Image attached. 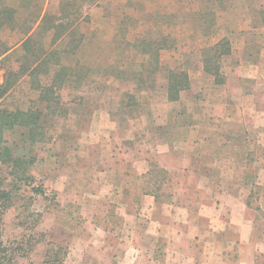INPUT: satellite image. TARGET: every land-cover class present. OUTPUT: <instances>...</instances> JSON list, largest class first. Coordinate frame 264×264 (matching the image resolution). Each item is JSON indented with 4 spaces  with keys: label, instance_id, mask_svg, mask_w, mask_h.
I'll use <instances>...</instances> for the list:
<instances>
[{
    "label": "rangeland",
    "instance_id": "obj_1",
    "mask_svg": "<svg viewBox=\"0 0 264 264\" xmlns=\"http://www.w3.org/2000/svg\"><path fill=\"white\" fill-rule=\"evenodd\" d=\"M123 5L135 23L114 20ZM2 9L0 58L8 56L0 59V83L11 91L0 114L35 101L36 82L63 86L65 105L38 104L32 132L0 129V188L9 197L0 207V239L14 264H264V0H0ZM84 15L87 43L61 61L71 38L52 49L54 27ZM26 38L29 52L20 58L15 49ZM222 39L229 53L215 58L220 79L236 67L243 92L262 93L249 118L258 128L247 127L241 143L246 175L231 173L223 155L201 160L209 165L196 178L179 157L161 168L163 149L146 148L160 119L144 90L164 83L165 68H195L198 49L211 61L208 45ZM32 51L57 58L47 64L50 75L47 65L36 80L10 75L18 64L31 69Z\"/></svg>",
    "mask_w": 264,
    "mask_h": 264
},
{
    "label": "crops",
    "instance_id": "obj_2",
    "mask_svg": "<svg viewBox=\"0 0 264 264\" xmlns=\"http://www.w3.org/2000/svg\"><path fill=\"white\" fill-rule=\"evenodd\" d=\"M120 7L123 11H121L119 15H115L114 20L118 21L119 23H127L128 21L132 20L133 23H135L136 19L134 20L133 12L131 14L125 11L124 5ZM0 11L4 10L2 9ZM86 18L87 15L82 16L75 24L71 25V27L68 28V33L73 32L74 39L78 40L77 42L79 48H77L76 52L80 51L82 47H84V45L87 43V34L82 31V28L87 26V24L84 22ZM0 28H2V20H0ZM128 29H131V27L129 26ZM240 35L241 34H239V36ZM66 37H68L67 34L59 37L53 43L52 49H62V42ZM138 38L141 39L142 37ZM165 38H168V36ZM28 39L29 38H26L16 46L15 51L19 52L18 50H21V53L19 52L20 58H24L26 56L25 48L21 46H23ZM219 41L220 40L209 43L208 47L216 45ZM28 42L31 43V39H29ZM66 44L67 43H65V45ZM134 44L135 43L133 41L132 44L128 45ZM156 44L158 45V43ZM165 45L167 46V43ZM172 45L174 44L172 43ZM201 48L203 49V47ZM76 52L75 54L73 53L70 55L60 54L58 58L63 61L64 57L62 56L64 55L70 60H74L76 58V55L78 54H76ZM197 52L198 53H195V56H193V62H196L195 68L193 67L192 70L188 71L185 68H165L167 71H164V73H166V76H164V83H161L156 88L154 87L155 89L149 88L148 90L146 89V91L144 90L147 95H150L152 97L151 99H149V105L152 106L151 108L154 110V113L157 111L159 112L156 113V115L159 116L158 119H160L159 123H157V126L153 125V127H155L153 128V132L149 137L150 145L148 146L147 144L146 148L150 149V151L152 148L156 150L163 149L162 156L157 159L159 160L161 158L162 160H164V163L161 162V159L158 161V166L161 168H168L167 159H169L170 161H173L172 158L174 157H179V161L183 159L182 168H186L185 170L187 174H191V177L196 178L199 175H202L204 167H208L209 164L202 163L201 160L207 158L208 160L213 161L222 155L224 157L226 156L230 158L231 162L229 164L230 167H232L231 169H233V172L231 173L235 174V169H241L240 174H245L247 152L246 147L243 146V144H245V141L243 140L245 134L243 133L246 132L245 129H247V127L249 126H255V128H258L253 119L249 118L256 117L254 116V114H258L259 105L257 106V103H255L253 99L257 98L262 93L253 92V94L249 96L247 92H243L242 88L239 85V78L241 77L240 70L236 67H232L230 69L229 74H227V76L220 84L215 83V78L204 70L205 56L202 54L201 49H198ZM7 56V54H3L0 59L7 58ZM38 57V59L34 60L30 70L24 71L22 65L18 64L17 69L13 71L11 70L9 71V73H11L13 76H19L20 80L23 78H33L31 77V73L35 70H39L41 62L45 60L46 56ZM16 61H18V57ZM57 61L58 60L55 56H51L49 63H55ZM44 68L45 74L50 75V70L54 69V66L53 64H51L45 66ZM168 72L186 74L189 84L186 90L178 92L175 99L172 100H169L168 97ZM41 75L42 74H37L35 77L41 78ZM55 75L56 74H54L53 76ZM54 78L55 77H53V79ZM2 82L0 84H2ZM52 83L54 85V82L52 81L50 83L51 85L47 84L44 86L47 89L48 87L52 86ZM42 88L43 87L41 85H39L37 89L29 88V92L35 95V101L29 102L27 100L24 103H20L21 105L23 104V107L17 106V109L21 112H26L30 109L35 110L36 108H38V104L41 105V110H48V108L50 110H55L58 108L65 109V105L60 100V92L62 91L63 86L58 87L55 84L56 89H47L51 92L48 102L40 99ZM10 91V89L7 90L3 97H5ZM21 93L26 94V91H21ZM21 97L24 99L23 95ZM2 98L0 99V102ZM153 99H157L158 101H153ZM30 104H34L36 106L31 107ZM246 138L247 137L245 136V139ZM147 141L145 143H147ZM242 141L243 144H241ZM175 147H180V151L178 152L179 156L170 151H175ZM184 157L186 158V160H184ZM234 161L236 163H234ZM171 167H174V165H172ZM189 183L192 184L195 189H200L202 187L200 182L196 180H188L187 184ZM239 188L241 191L246 192H249L251 190L245 184L242 187L239 186ZM231 198H233V196H231ZM246 198H248V196ZM244 204L245 202L240 203L241 206H243ZM258 205L261 208L262 206H264V197L262 198L261 196L259 198ZM248 237H243L241 239H249ZM248 264H255V262L252 261Z\"/></svg>",
    "mask_w": 264,
    "mask_h": 264
},
{
    "label": "trees",
    "instance_id": "obj_3",
    "mask_svg": "<svg viewBox=\"0 0 264 264\" xmlns=\"http://www.w3.org/2000/svg\"><path fill=\"white\" fill-rule=\"evenodd\" d=\"M7 11H0V20L4 19V16L6 15ZM3 16V17H2ZM55 31H57V35L55 33V39L57 40L59 37L62 35H66L70 37V41L67 42V44L64 47V52L73 54L76 52L77 48L79 47L78 45V40L74 39L73 32H69V29L66 28L62 30V25H55L54 27ZM61 30L63 32H61ZM63 33L61 35L58 34ZM72 38L74 40H72ZM29 39L26 40V43H28ZM24 44L23 48H25V53L29 52L28 44ZM214 52V55L212 56L211 61L208 58H205L204 62V70L208 74L212 75L215 78V83L220 84L223 79H220L219 74H218V66L214 63L216 57H220L223 55H226L229 53V48H228V41L225 39L220 40L214 47L211 49ZM32 56L35 59H38L39 57H36V52L32 51ZM38 56H46L45 60L41 62V65L39 67L42 68L44 65H47L51 59L52 52H42ZM218 64V63H217ZM38 70H35L34 72L31 73V77H33V80H36L37 78L35 77L37 74H39ZM44 73V71H43ZM12 75V74H10ZM13 76V75H12ZM188 78L187 75L184 73H173V72H168L167 76V89H168V94H169V100L175 99L177 96L178 92L182 90H186L188 88ZM39 83L36 82L35 86L33 88H38ZM8 90V85L6 86V80L0 84V99L5 95V93ZM50 90H47L46 88L41 89V95L40 99L45 100L48 102L49 97H50ZM49 109V108H48ZM50 110V109H49ZM51 111V110H50ZM17 113L15 115L8 114L6 113H1L0 114V129L2 128H9V127H28L29 131L32 132L35 130L36 126H38L37 121H38V116L42 115L40 111H29V112H21V111H16ZM54 113V111H52ZM10 119V121L8 120ZM31 129V130H30ZM33 139V138H32ZM23 171V170H22ZM24 172V171H23ZM16 181H21V179L17 178ZM40 192V191H39ZM8 193L3 191L0 188V207L5 206L4 204L8 200ZM0 264H14V255L9 252V250L3 245L1 239H0Z\"/></svg>",
    "mask_w": 264,
    "mask_h": 264
}]
</instances>
